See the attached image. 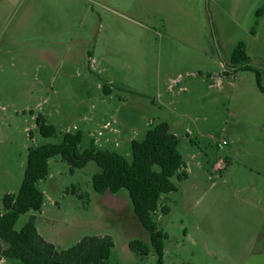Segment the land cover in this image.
Instances as JSON below:
<instances>
[{"label":"rangeland","instance_id":"rangeland-1","mask_svg":"<svg viewBox=\"0 0 264 264\" xmlns=\"http://www.w3.org/2000/svg\"><path fill=\"white\" fill-rule=\"evenodd\" d=\"M1 5L0 213L4 196L19 192L29 148L82 131V149L93 134L98 147L132 160V141L167 122L188 178L172 179L178 191L162 197L155 215L168 236L163 264H264V92L253 71L234 72L230 62L244 42L264 86V15L251 34L264 0ZM102 107L106 114L88 127L83 118ZM40 115L56 137L39 134ZM97 171L91 162L71 173L60 157L51 159L50 176L39 183L48 212L21 215L15 229L36 215L60 250L82 236L108 235L111 264H159L153 251L143 257L129 249L134 239L150 244L149 234L126 190L94 191Z\"/></svg>","mask_w":264,"mask_h":264},{"label":"trees","instance_id":"trees-1","mask_svg":"<svg viewBox=\"0 0 264 264\" xmlns=\"http://www.w3.org/2000/svg\"><path fill=\"white\" fill-rule=\"evenodd\" d=\"M263 15L264 8H261L257 11L258 20L251 30L252 35H256ZM249 61L245 43H238L230 57L234 72L253 71L257 86L264 92L262 73L251 68ZM225 75L230 74L226 72ZM36 125L43 138L58 135L56 126L41 115L37 117ZM83 140L82 131L67 132L60 143L29 148L27 167L19 192L6 194L2 200L0 261L17 260L22 264H111L115 248L111 236H85L74 246L60 250L40 235L35 216H31L20 231L15 229L21 215L42 210L45 193L39 188V183L50 175V160L60 157L69 165L71 173L94 162L99 168L92 177V186L97 194L127 191L134 214L150 238V244L139 239L130 241L129 249L143 257L153 251L158 257V263L163 264L168 236L159 228L155 215L162 197L178 191L172 179L176 177L183 181L188 178L179 148V137L172 133L167 122L157 124L147 131L144 139L132 141V160L118 152L100 149L94 144L82 149ZM161 211L168 215L170 208L164 206Z\"/></svg>","mask_w":264,"mask_h":264},{"label":"crops","instance_id":"crops-1","mask_svg":"<svg viewBox=\"0 0 264 264\" xmlns=\"http://www.w3.org/2000/svg\"><path fill=\"white\" fill-rule=\"evenodd\" d=\"M6 6H7V7L9 6V0H6ZM1 10H2V5L0 6V11H1ZM0 18H1V15H0ZM107 95H108V94H107ZM102 103H106V102H102ZM92 107H93V105H92ZM105 108H106V107H102L98 112L96 111V112L91 113L90 116H85V117L83 118V121H84L85 123H87V125H88V127H89L90 124H92L93 122H96V117L103 116L104 114H106L107 109H105ZM92 114H94V116H93ZM88 122H89L90 124H88ZM139 123H140V122H139ZM54 126H55V125H54ZM92 136H93V134L91 135V138H90V140H91V144H94L95 146H97V145H98V144H97L98 142L95 141V139H98L99 137L96 135V136H95L96 138H92ZM113 138H114V137H112L111 139H113ZM119 138H120V137H119ZM94 141H95V142H94ZM116 141H117V142H120V140L118 141V139H116ZM114 143H115L114 140L110 141V146L114 147ZM91 144H90V145H91ZM90 145H89V146H90ZM119 145H120V144H119ZM99 146H100V145H99ZM97 147H98V146H97ZM98 148H100V147H98ZM100 149L114 151V150H111V149H109V148H100ZM115 152H117V151H115ZM97 172H98V171H97ZM49 176H50V175H49ZM44 193H45V192H44ZM45 200H46V193H45ZM46 204H47V205H46ZM47 207H49L48 203H44L43 208H42V210L40 211V212H41V215H43L44 213H47V212H48ZM51 207H52V206H51ZM50 213H52V211H51ZM32 216H35V217H36V226H37V229H38V232L40 233V235H41L42 237H44V239H46L47 241H49V242H51V243H53V244L55 245V241H53V240L47 238L46 235H44V234L41 232L39 226L37 225V223H38V217H37L36 215H32ZM53 223H54V222H53ZM68 237H70V235H68L66 239H69ZM83 237H84V236L79 237V238L76 240V243H78ZM55 246L58 247V248H61V247H59L58 245H55ZM7 261H8V259H3V260L0 261V264L6 263ZM13 261H16V262L19 263V261H17V260H13Z\"/></svg>","mask_w":264,"mask_h":264}]
</instances>
